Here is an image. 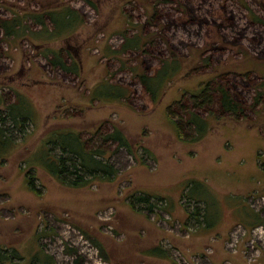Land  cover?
<instances>
[{
  "label": "rangeland",
  "instance_id": "1",
  "mask_svg": "<svg viewBox=\"0 0 264 264\" xmlns=\"http://www.w3.org/2000/svg\"><path fill=\"white\" fill-rule=\"evenodd\" d=\"M61 6L70 16L53 25ZM2 22L21 36L0 25V90L31 119L0 159L12 264H40L39 251L53 264H264V0H0ZM225 83L240 112H224L217 91L192 106ZM195 111L199 130L168 116ZM115 130L138 157L107 146L114 182L67 188L34 162L39 149L58 156L54 135L91 145Z\"/></svg>",
  "mask_w": 264,
  "mask_h": 264
},
{
  "label": "trees",
  "instance_id": "2",
  "mask_svg": "<svg viewBox=\"0 0 264 264\" xmlns=\"http://www.w3.org/2000/svg\"><path fill=\"white\" fill-rule=\"evenodd\" d=\"M66 4V3H65ZM69 6L68 4H66ZM58 6V5H57ZM60 11L63 12L62 16L54 18L50 16L52 23L54 25L57 24L66 12L64 7L59 8ZM45 12L41 14L35 15L32 13V17L39 23H42V19L45 16ZM47 16V15H46ZM70 16L67 13V18ZM48 17V16H47ZM18 21V20H16ZM4 27L6 36H11L18 38L20 37V33L18 31L17 26L14 28H10L9 25L5 23H0ZM15 25V23H14ZM65 27V26H64ZM64 65V61L61 58V54L57 53L53 60V66L55 68H62ZM66 70L68 68L66 67ZM145 87L148 85L145 83ZM236 86L232 87L229 83H225L220 85L219 89H212L206 88L201 94L202 95H195L193 99L192 106L195 109L201 108L205 104H210L211 101L214 100V91H217L220 95V107L223 109L224 112H240L239 107L242 101L245 103V100H238V95L236 92H233V89ZM235 100L237 103H235ZM14 102H7L6 97L3 94L2 88L0 90V159L4 160L8 156V150L5 152V148L16 143V135L18 131H23L26 133L24 126L26 123H30L31 119L26 118L22 115L21 111L16 109V106L13 105ZM183 107L185 113L190 110L186 105H180ZM192 112L191 119H183L182 113H170L168 115L171 120L176 122L177 130L181 132L184 126H194L195 129L201 128L200 122L202 119L198 116L199 114ZM199 130V129H198ZM68 135H72V138H66L63 140V137L59 135H54L51 139V143H57L58 146L56 147L60 153H58V158L53 155L51 149L48 150L46 153L45 149L38 150V157L35 158L34 162L41 164L44 168L46 167L47 171H50L53 176L57 178V181L67 188L72 189H81L89 187L90 185L97 182H114L118 176V169L115 167L114 163L111 161L110 158L105 159L104 155L106 154L107 146L117 145V148H126L128 152L134 156V158L138 157V154L134 150V145L130 143L128 138L119 130H115V132L110 134H95L93 137L97 138L96 141L89 145V141L85 140L79 132L78 134L69 133ZM181 135V134H180ZM99 140V141H97ZM46 143V142H45ZM46 145V144H44ZM47 146V145H46ZM106 149V150H105ZM10 153V150H9ZM39 159H42V162H39ZM4 161L0 163L3 164ZM29 174V172H28ZM26 176V182L29 188L33 191L36 190L35 186V178L36 176ZM135 198V202L139 205H143L146 209L155 210L156 204L152 202V197L148 194L141 193L136 195L133 193L131 195ZM197 200V199H196ZM202 201V200H201ZM134 202V204H135ZM196 212L199 211L198 207L194 210ZM153 250V251H152ZM150 249L151 253L154 255L165 256V251L161 249L159 246H155ZM159 251V254L156 252ZM17 250L11 247H4L0 246V264H12L16 259H18ZM34 259L39 261L40 264H53L54 258L46 254L44 252L37 253ZM34 261V260H33Z\"/></svg>",
  "mask_w": 264,
  "mask_h": 264
},
{
  "label": "crops",
  "instance_id": "3",
  "mask_svg": "<svg viewBox=\"0 0 264 264\" xmlns=\"http://www.w3.org/2000/svg\"><path fill=\"white\" fill-rule=\"evenodd\" d=\"M208 226H209V225H208ZM208 226H206V227H208ZM250 227H251V226H249L248 229H250ZM252 227H253V226H252ZM253 228H254V227H253ZM253 228H251L250 231H251ZM206 230H207V229H206ZM226 257H230V258H232V259H233L235 262H237V263L240 262L237 258L232 257V256H230V255H228V254H227ZM238 264H239V263H238Z\"/></svg>",
  "mask_w": 264,
  "mask_h": 264
},
{
  "label": "built area",
  "instance_id": "4",
  "mask_svg": "<svg viewBox=\"0 0 264 264\" xmlns=\"http://www.w3.org/2000/svg\"><path fill=\"white\" fill-rule=\"evenodd\" d=\"M262 229V228H261Z\"/></svg>",
  "mask_w": 264,
  "mask_h": 264
}]
</instances>
